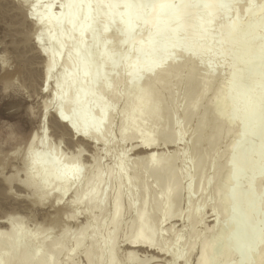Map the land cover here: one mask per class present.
<instances>
[{
	"label": "bare ground",
	"instance_id": "bare-ground-1",
	"mask_svg": "<svg viewBox=\"0 0 264 264\" xmlns=\"http://www.w3.org/2000/svg\"><path fill=\"white\" fill-rule=\"evenodd\" d=\"M47 1L50 4V11L47 12L48 9L47 13L45 12L44 16L42 15L44 20H42V24L44 25L40 27L41 29L38 28L36 30V32L38 31V36L41 32L40 30L46 29L45 31L47 32L43 34L45 37L43 40L51 43V47H41L43 49L41 53L46 55L45 59L47 58L45 60L47 77L54 71V67L56 68L61 58L64 66L62 71L63 81L61 80L58 82L59 84L55 85V89L53 88V92H51V98L55 100L60 94L63 95V92H69L70 95L68 97L72 95L69 99L66 98L67 100L61 108H57V114L55 113L56 116L54 115L57 118L56 121L58 120L62 124L66 122L67 124L65 111L70 108L75 109L77 112L76 121L69 122V125H67L70 127H66L73 129L76 133L80 132L84 139L93 140L94 143L98 142L105 146L110 138L113 120L112 117L106 116L104 113L110 110L111 105L99 102L97 106H92L90 101L82 102V97L90 99L95 95L103 97L104 95L117 96L120 94L125 101L126 107L118 114L120 128L117 139L111 146L115 148L117 144L127 137L128 139L131 138V140L134 137H138L142 138L140 147L145 148V150L149 148L153 150L152 147L156 146L155 148H157L158 145L154 144V140L152 142V138L155 135L154 131L160 125L165 127L166 123L164 120L165 115H162L165 105L160 97V91L168 86V80L164 78L166 68L170 62L177 61L181 66H184L193 57L187 51L181 52L179 47L184 43L183 38L194 36L198 38L205 35L215 36L218 33V24H220V21L224 17H227L230 28L226 30L224 36L228 41H231L234 35V29L231 27L236 16L243 12V1L246 0L240 1V3L239 0L234 1V3L233 0H150L152 2L149 3L144 0H60L62 6L58 17L50 13L51 5H53L55 0ZM249 1L253 2L255 0ZM41 2V0H35L34 4L33 0V4L35 7H39V9L40 6L38 5ZM235 2H238V4H235ZM261 3L259 10H256L254 15L252 14L254 16L252 17L254 18L253 22L247 25L248 27L240 33V45L234 55V60L241 70L238 69L232 73L229 83L226 86L221 84L217 91L216 102L217 105L224 108V112L216 115L215 119H223L225 126L219 130L218 136L214 137L215 141L222 134L231 131L235 124L239 128L238 132L224 145L222 153L226 158L221 168L216 172L214 171L217 163V159H214L210 164L211 172L205 177L202 167L206 162L207 154L202 153L194 158H190L183 172L180 171L179 173L177 168L173 167L167 173L163 182L159 183L157 180L163 167L173 160L177 149H175L176 151L174 150L175 152L172 151L173 153L171 154H166L165 158L161 156L163 155L162 153H158L155 150H151L152 152L150 153H148L149 150L147 153L144 150V157H139L141 160L136 162L129 170L133 174L138 173L139 170H143L152 177V180L148 181L145 179L137 183L134 178H130L126 174L128 170L126 169V171L124 168L123 151L120 154L117 153L118 155L116 154L114 159L115 168L108 176L94 172V167L97 166L98 162V159L95 158L94 167L82 175L79 183L81 185L96 181L93 184V190L90 195L77 192L75 198L72 200V205L78 206L85 201H94L96 204H94L95 207L93 208L98 213L103 209L104 198L106 196L104 181L112 178L111 180H114L115 184L110 190L111 210L109 211L110 214H108L107 220L104 219L105 221L102 222V225L99 224L96 227L97 225L95 226L94 223L96 220L94 216L96 214L94 213L93 216L90 213V216L86 214L85 224L79 232H72L71 236L73 240L70 245L71 247H68L69 249L67 248L66 251L61 250L63 239L69 233L66 228H62L61 233L55 241L49 244L45 241V233L49 230L48 226L47 228L43 226V228L41 227L35 232L33 230L29 232L22 225L18 227L11 226L9 220L8 224L10 226H8V232L3 234V230H0V264H77L71 260L73 256L80 252H82L86 264H95L98 256L100 260H98L97 264H121L114 259L117 251L116 241L119 237H122L128 246L144 247L145 245V247L148 246L149 248H153V250L155 248L158 249V252L161 251L169 254L175 259L183 258L184 264H188L186 260H189L188 257L195 245L198 247L195 264H245V261L247 262L246 264H264V166L258 165L255 175L248 176L246 180L248 186V196L246 198L248 199L249 210L245 211L239 207L235 195L238 177L241 173L240 164L245 159L243 153H240L236 158L232 156V152L239 147L243 138L250 136L262 121L260 119V107L264 106V67L262 68L264 64V44H262V49L258 48V45L261 42L264 43V22H260L258 15L259 12L260 14L264 12V1L261 0ZM197 7H199L197 16L195 15L196 17H193V20L187 21V15ZM32 9L34 8L32 7L29 10L32 12ZM116 13L117 16H115ZM114 20L116 21L114 22ZM257 21L261 24L257 23ZM112 23H115L113 24L114 28L110 26ZM141 26L143 27L142 39L135 42L132 39L134 32L136 33L135 30H138L137 28ZM34 27L33 29L37 28ZM56 27L57 33L59 29L58 34L55 32ZM52 29L54 30L52 31ZM94 31H97V33ZM55 34L57 40L56 37H53ZM37 36L35 40L39 39V36L38 38ZM199 39L201 40H198L199 42L194 44L193 47H199L202 38ZM208 41H205L206 44L204 43L207 51L214 47L215 44L213 43L212 45ZM36 42L40 44L37 40ZM61 43H70L64 58H60L59 55ZM85 43H90L88 53L82 52L83 46L86 45ZM124 46L127 50L125 54L121 55L119 51ZM61 47L63 48V46ZM190 48H192V45ZM156 52L159 56L155 57ZM152 53H155L153 56L160 61L155 60L151 55ZM134 55L138 58L136 56L133 57ZM130 56L135 60L132 61V58L130 60ZM162 56L165 58L161 62ZM156 61L161 63L160 70L154 68ZM212 67L209 66L202 72L197 87L204 86L210 80ZM150 68L151 70H149ZM192 72L193 68L189 67L182 75L180 80L183 84L188 83ZM100 74L103 78L96 85V78ZM247 74L250 76L247 84L233 93L227 101L223 102L222 95L225 91H230L232 85L239 82ZM112 76L117 77V86L111 84L110 80ZM143 78L148 79L145 82V87L149 89V92L141 91L138 88ZM178 78L177 72L171 75L172 81H177ZM206 92L205 89L201 93L198 92V94L184 99L181 103V109L186 108L188 105L194 106V104L203 99ZM128 100H131L132 103L128 104ZM49 101L51 99L46 102ZM43 103L44 107L49 104L45 105V102ZM237 104H240V108L234 109ZM44 109L45 111L47 110L46 108ZM91 109H96V113L87 121L85 115ZM169 116L170 113L167 112L166 118L168 119ZM64 124L63 126L65 127ZM97 125L102 126L98 133L93 131ZM201 129L202 127L200 126L198 132L193 135L192 146H195L202 140L209 139V135H201ZM171 132V136L163 141L164 145L175 143L176 132L174 129L173 131L171 129ZM34 142L33 138L28 143L29 147H27V150L30 148L31 152L27 151L26 154L30 153L31 157L29 158V156L25 155V158H23L24 160L27 157L29 158L25 162L28 166L27 169L25 165L27 169L25 186L28 190L33 191V194L37 186L39 187L40 191L34 195V203L41 204L48 199L51 191L61 196V192L72 186L75 176L79 175L77 172L80 169L77 170L76 162H78L81 150H77L74 160H65L57 150L50 149L48 153L45 152L47 154H43L41 150L44 147L41 150L34 149ZM209 143L213 142L210 141ZM125 151H129V149ZM256 157L260 159L261 149L256 150ZM194 169L197 172L196 174L194 172L195 175L192 176L191 170ZM189 172L191 174L188 176ZM38 177L44 182L43 185L39 186L38 182L40 180H38ZM204 178L209 179L208 183L212 185L206 206L210 207L216 214L214 215L215 221L213 220V227L210 226L211 229L209 227L205 231V234L201 235L196 228V224L199 221L196 206L201 181ZM184 181L186 182L184 183ZM23 183L20 184L23 185ZM146 183L151 184L158 193L161 190L164 191L161 199H158L156 194L148 195L147 193L135 200L132 199L131 196H133L135 190ZM124 186L125 189L123 188ZM183 189L186 193L187 205L185 208L173 212L174 217H181L182 214L187 213L189 219V224L187 225L188 240L180 252L178 247L181 238L180 232L175 234L173 240L169 242L161 234L162 230L156 225L155 220L160 221L167 217L171 204L177 200L178 195L181 194L180 191ZM122 201L126 202L127 210L133 212L132 219L128 224V232H124V235L121 229H117L118 227H116L123 217L121 212ZM146 201L148 204L160 201V205H158L156 210L151 211L147 208L148 204L145 205ZM252 213L260 214V226L253 238L248 235ZM53 222V225H55L58 221L53 220ZM108 228H112V230H108ZM170 230L169 228L167 231ZM91 234L94 241L88 248H84L86 242L89 241L88 239L91 238ZM29 243H33L34 248L36 246L35 250L33 247V250H30L34 251L32 253L29 249L27 250V247L29 248L30 246ZM62 251H64L63 254ZM161 252L160 254H162ZM57 253L58 258L60 254L62 256L55 260L54 257ZM135 254L136 251H133V249L128 252L126 251L125 261L128 260L129 262L131 261L130 259L135 260ZM148 257L146 256L142 260L138 259L137 264H147L150 260H152L151 263L155 262V257L153 259L150 256ZM95 259L96 261H94Z\"/></svg>",
	"mask_w": 264,
	"mask_h": 264
},
{
	"label": "rangeland",
	"instance_id": "rangeland-1",
	"mask_svg": "<svg viewBox=\"0 0 264 264\" xmlns=\"http://www.w3.org/2000/svg\"><path fill=\"white\" fill-rule=\"evenodd\" d=\"M41 1L42 2L39 3L40 5H38L40 6L39 9V7H35L34 5L35 0L34 4L33 0H0V230H3L2 233L6 234L8 232V226L13 225L14 227H18L22 225L25 230L29 232H32L33 230L35 232L37 229H40L41 227L43 228V226H45L46 228L48 226L49 230L45 233V241L46 243L51 244L59 236L62 228H66L69 233L67 234V237L63 239V243L61 245V250L63 249L64 251H66L68 247H71L70 245L73 240L71 236L73 234L72 232H79L85 224L86 214L89 215L90 213V215L92 214V216L94 215V213L96 214V216H94V219H96L94 222L95 226L97 225L96 227H98L99 224L102 225V222L107 220L109 216L108 214H110V190L115 184V181L111 180L112 178L108 180L106 179L104 181L105 185L104 183H102V185H104L106 196L104 198L105 200L103 209H101L98 213H96L95 208H93L95 207L94 204H96V202L94 201L87 202L84 200L85 202H82V204H79L78 206L72 205V200L75 198L77 192L84 193L85 195H90L93 190V184L96 181H91L92 183L89 182L90 184L87 183L79 185V183L81 181L82 175H84L87 171L91 170L92 167H94L95 164L93 165V163L95 158L98 159V162L97 166L94 167V172L102 173L103 175L108 176L113 172L115 168L114 159L116 157V154H120V152L123 151V164L125 170H128V172H126L128 177L134 178L137 183H140L145 179L151 181L152 177L148 175V173H145L143 170H139L138 173L134 174L130 172L131 170H129L136 162L141 160V158L139 157L145 154V148L140 147L142 138L140 139L138 137H134L131 140V138L128 139L127 137L126 139H123V141H121L119 144H117L115 148H113L114 146H111L117 139L118 130L120 128L118 114L121 110H123L124 107H126L125 101L120 94H118L117 96L104 95L103 97L95 95L90 99L82 97V102L84 101L85 103L90 101L92 106H97L99 102H105L106 104L111 105L110 110L104 113L106 116L112 117L113 120L110 138L105 146L101 145V143L98 142L94 143L93 140L84 139L80 132L76 133L73 131V129L67 128L70 127L68 126L69 122L76 121L77 112L75 111V109L70 108L65 111V120H67L68 125L66 124V122H64L65 124H63L65 125V127L67 126L66 128L61 122H58V120L56 121L57 118L55 116L57 114V108H61L64 102L67 100L66 98L69 99L72 96L71 95L70 97H68L70 93L63 92V95L60 94V96H57L58 98L55 97L57 100H53L54 98H51V92H53V88L56 87L55 85L59 84L58 82H60L63 78L62 71L64 66L61 57L64 58V55L70 43H61L60 54L59 52L58 54L60 55L61 59H59L62 62L59 61L56 68L54 67V71H52L50 76L47 77L45 71V60L47 58L45 59L46 55L41 53V51L43 50L42 48H46L49 46L51 47V43L47 41L45 42V40H43V38H45L43 34L47 32L45 31V28V30H40L41 32L39 31V39H36L38 42H40V44L35 40L38 34V31L36 32V30L38 28L41 29L40 27L44 25L42 24V15L44 16L45 12L48 9L49 10L47 12L50 11L49 1ZM61 1L55 0L53 2V5H51L52 7L50 13L52 15L54 14L55 17H58V14L61 12ZM144 1L149 3L153 0ZM234 1L236 0H233V3ZM240 1L242 2L243 0H239V3ZM243 2L244 10L241 14L236 16L233 26L231 27L234 29V35L231 41H228L224 36L226 30L230 28V23L227 17H224L220 21V24H218L219 26L217 25L218 33L215 34V36L211 37L209 35H205L198 38L195 36L190 38L184 37V43L183 45H180L179 48L181 52L187 51L192 54L193 57L191 61H189L184 66H181L176 60L177 62H170L168 67L166 68V74L164 78L168 80V86L160 91V97L165 105L162 115H165L164 120L166 123L165 127L160 125L154 131L155 135L154 138H152V142L154 140V144L158 145L157 148H155L156 146L153 144L155 147H152L153 150H151L162 153L163 155H160L162 157L164 156V158L165 156H167L166 154L175 152V149H177V153L173 160L164 166L165 169L163 167V170L157 180L159 183L163 182L165 176L173 167L177 168L179 173L180 171L183 172L187 167L189 159L194 158L202 153L207 154L206 162L202 167V170L204 171L203 175L205 177L211 172L210 164L214 161V159H217V163L214 169L215 172L221 168L222 163L225 161L224 159L226 158V156L222 153L224 145L232 136L236 134V132H238L239 128L238 125L235 124L232 127L231 131L222 134L220 138L215 141L214 137H217L219 130L225 126V121L223 119H215L216 115L224 112V108H221L220 105H217V91L221 84L226 86L231 79L232 73L239 69V65L234 60V55L240 45V33L243 29H246L248 27L247 25H250L251 22H253L252 20L254 18L252 17L254 16H252V14L254 15L255 11H258L260 5L262 4L261 0H255L253 2L246 0ZM47 3L49 4V6ZM236 3L238 4V2H235V4ZM32 7L35 10L36 8H38V10L35 11L34 9H32L31 12L29 9ZM198 11L199 7L192 10V12L187 15V21L193 20V17L197 16L196 14ZM262 13L263 14H260L259 12L258 15L261 23L264 22V12ZM115 16H117V13ZM115 21L116 20H114V22ZM260 22L257 21V23L261 24ZM113 24L115 23H112L110 25L112 28H114ZM33 25L37 28L33 29ZM57 27L55 32L57 31ZM54 29H52V31ZM137 29L138 30H135L136 33L134 32L132 38L135 42L142 39L143 27L141 26ZM94 32L97 33V31ZM53 37H56V34L53 35ZM199 38H202L201 44L198 48L193 47L194 44L199 42L198 40H201ZM203 40H209L208 42H211L212 45L213 43H215L214 47L207 51L205 48L206 42ZM89 44L83 46V53H88L90 49ZM262 44L264 43L261 42V44L258 45V48L262 49ZM191 45L192 48H190ZM61 46H63V48ZM126 50L127 48L124 46L119 52H121L120 54L122 55L126 53ZM153 54L155 53L151 54L152 57L159 56L157 52L154 56ZM135 56L136 55H134L133 57ZM133 57L130 56V60L131 58L132 61L135 60L133 59ZM155 57L154 59L156 60L157 58ZM157 61L160 60L157 59ZM157 61L154 68L158 70L161 66V63ZM209 66H213L211 78L210 80H208L209 82L207 81L204 86L197 87V83L202 76V72ZM189 67L193 68L192 75L188 83L183 84L180 79ZM263 67L264 64L262 65V68ZM175 72L178 73L179 78L177 81H172L171 75ZM102 78L103 76H101V74L96 78V85H98L99 81ZM116 78L115 76L111 77L110 82L112 85L117 86ZM146 80L148 79L143 78L138 88L141 91L149 92V89L145 87V82H147ZM248 80H250L249 74H247L246 76L244 75V77L239 82L234 83L230 91H225V93L222 95V101H227L233 93L246 85ZM207 86L208 88H206ZM205 89L207 92L202 100L198 101L196 104H194V106L188 105L186 106V108L181 109V103L184 99L189 96H194L195 94H198V92L201 93V91ZM49 99H51V101L46 102ZM43 102H45V105L49 103L48 105H46L47 107H44ZM127 103L131 104L132 101L128 100ZM262 107L264 106L260 107V119H262ZM44 108H46L47 110L45 111ZM239 108L240 104H237L234 109ZM167 112L170 113L168 119L166 118ZM95 113L96 109L87 111L85 115L87 117V121ZM60 123L62 124V126ZM200 126L202 127L201 135H209V139L202 140L200 143L192 146V139L194 137L193 135L198 132ZM101 128V125H97L93 131L98 133L100 132ZM171 129L172 131L174 129L176 132L175 143L164 145L165 143L163 144V141L167 140L171 136ZM33 138L35 140L33 144L34 149L41 150V148L44 147V149L42 148L41 150L43 154H47L50 149L55 151L57 150L62 154L65 160H74V158H76L75 156L77 155V150H81V154L78 157L79 159L77 160L78 162H76L77 170L80 169L77 172L79 173V175L77 174V176H75V181L72 186H70V188L68 187L69 189L61 192V196H58L56 193L51 191V193L48 195V199H46L41 204H37L36 202L34 203V195L36 192L40 191L39 187L37 186L36 191L34 190L35 193L33 194V191H30V189L28 190V188L25 186V180L27 178L26 170L28 169L27 163L25 162L31 157L29 155L30 153H26L27 151L31 152V149L28 148L29 150H27V147H29L28 143L33 140ZM210 141H212L213 143H209ZM131 146L132 149L130 150ZM34 149L32 150L36 152ZM128 149L129 151L126 152L125 150ZM257 149H261L260 159L256 157ZM151 150L149 148L146 149L145 152L150 153L152 152ZM240 153H243V157L245 160L242 162V164H240L241 173L238 177V184L235 195L237 197V203L239 207L246 211L249 210L247 201L248 199L246 198L248 196V186L246 180L248 176L255 175L256 167L258 165L264 166V120H262L259 126L253 130L250 136H246L243 138L239 147L232 152V156L236 158ZM25 155L29 156V158L26 156V160L23 159L25 158ZM25 165L27 166V169L25 168ZM191 172L192 174L189 172L188 176L190 174L192 176L195 175L197 170L194 169L191 170ZM38 180H40L38 182L39 186L41 184H44L41 178L38 177ZM208 180L209 179L204 178L201 181L196 206V213L199 218V221L196 224V228L201 235H204L205 231L208 230L210 226L213 227L212 224L214 225V215L216 214L212 209H210V207L206 206L210 197L212 186L208 183ZM185 182L186 181H184V183ZM20 183H23V185L27 189ZM69 185H71V183ZM123 188L125 189V186ZM181 191V194L178 195L179 197L177 198V200L173 201V203L171 204L167 217L160 221L155 220L156 225L159 226L162 230L161 234L165 239H168L169 242L173 240L175 234L180 232L181 238L178 244L180 252L182 251L185 243L188 240L187 225L189 224L187 213L182 214L181 217H174L173 214V212H176V210L185 208L187 205L188 201L185 195V190L183 189ZM145 193H147L148 195L156 194L158 199H161L164 191L161 190L160 193H158L151 184L146 183L144 186H139L131 197L133 200H135ZM147 204L148 202L146 201L145 205ZM158 205H160V201H158L157 203L148 204L147 208H149V210L151 211H154L158 208ZM121 210L123 217L116 227H118L117 229H121V232L124 235V232H128V224L132 219L133 212L127 210L125 201H122L121 203ZM53 220H56L58 222L53 225ZM8 221L10 225L8 224ZM259 226L260 214L252 213L250 216L248 235L253 238L255 236V232H258L257 229L259 228ZM169 228L171 230L167 231ZM126 229L127 231H125ZM108 230H112V228H108ZM90 236L91 238L88 239L89 241L86 242L84 248H88L90 244L93 243L95 235L94 238L92 234ZM119 238L116 241L117 251L114 259L121 264H137L139 260H142L146 256H150L151 259L155 257L154 260L158 259V261H153L154 263H151L152 260H150V264H184L183 258L175 259L173 258V256L165 254L161 251L160 252L162 254H160V252H158V249L155 248L153 250V248H149L148 246L145 247V245L144 247H132L131 245L128 246V244L124 242L122 237ZM33 246L34 244L31 243L29 248L27 247V250H33ZM35 249L36 246L34 250ZM132 249L133 251H136V259H130L131 261L129 262L128 260L125 261L126 251L128 252ZM64 251H62V254ZM30 252L32 253L34 251ZM197 252L198 247L197 245H195L193 251L188 257L189 260H186L188 261V264L196 263V256L198 255ZM61 256L62 255L60 254L59 258ZM54 258L55 260L59 259L58 253L55 254ZM95 258L97 259V257ZM96 259L94 261H96ZM98 260H100L99 256ZM98 260L95 264H97ZM71 261H74L77 264H86L82 252L73 256ZM149 262H147V264H149ZM246 263L247 262L245 261V264Z\"/></svg>",
	"mask_w": 264,
	"mask_h": 264
},
{
	"label": "snow or ice",
	"instance_id": "snow-or-ice-1",
	"mask_svg": "<svg viewBox=\"0 0 264 264\" xmlns=\"http://www.w3.org/2000/svg\"><path fill=\"white\" fill-rule=\"evenodd\" d=\"M165 57H161V62L163 61V59H164ZM169 58H170V56H169ZM149 70H151V68L149 69ZM262 120H264V107H262Z\"/></svg>",
	"mask_w": 264,
	"mask_h": 264
}]
</instances>
